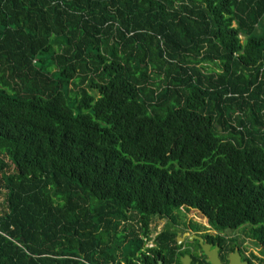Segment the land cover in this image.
I'll use <instances>...</instances> for the list:
<instances>
[{
	"label": "trees",
	"instance_id": "16d2710c",
	"mask_svg": "<svg viewBox=\"0 0 264 264\" xmlns=\"http://www.w3.org/2000/svg\"><path fill=\"white\" fill-rule=\"evenodd\" d=\"M263 15L0 0V264L172 263L181 210L264 252Z\"/></svg>",
	"mask_w": 264,
	"mask_h": 264
},
{
	"label": "flooded vegetation",
	"instance_id": "af4514ba",
	"mask_svg": "<svg viewBox=\"0 0 264 264\" xmlns=\"http://www.w3.org/2000/svg\"><path fill=\"white\" fill-rule=\"evenodd\" d=\"M149 228L150 239L143 238V250L155 248L153 239L160 232L169 230L175 233L177 260L171 263L169 260L157 259L156 264H214L211 257L204 252L199 239L208 245L210 255L216 253L219 264H264V252L254 243L247 241L242 234L239 237L229 235L226 231H217L191 211L174 212L171 219H155ZM146 253L150 254L149 251Z\"/></svg>",
	"mask_w": 264,
	"mask_h": 264
},
{
	"label": "rangeland",
	"instance_id": "374dc122",
	"mask_svg": "<svg viewBox=\"0 0 264 264\" xmlns=\"http://www.w3.org/2000/svg\"><path fill=\"white\" fill-rule=\"evenodd\" d=\"M264 34V15L262 16L261 20L259 21L258 23V26L256 27V30H255V35L256 36H260ZM241 40H242V37H241ZM211 67V66H210ZM214 69V67H211ZM227 234L229 235H237V236H241V234L244 236L243 232L241 229L239 230H236V231H226ZM245 237V236H244ZM247 241L251 242V240H248L247 238ZM252 243V242H251ZM253 244V243H252Z\"/></svg>",
	"mask_w": 264,
	"mask_h": 264
},
{
	"label": "water",
	"instance_id": "95a60500",
	"mask_svg": "<svg viewBox=\"0 0 264 264\" xmlns=\"http://www.w3.org/2000/svg\"><path fill=\"white\" fill-rule=\"evenodd\" d=\"M218 129H219V128H218ZM199 243H200V245L203 247L204 252L207 253L206 255H209V256L211 257V260L214 262V264H219V263H217V262H218V259H217L216 253H215L214 255H210V254L208 253V245L202 243V240H201V239H199ZM186 258H187V257H186ZM158 264H161V262H158Z\"/></svg>",
	"mask_w": 264,
	"mask_h": 264
}]
</instances>
